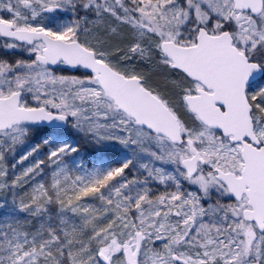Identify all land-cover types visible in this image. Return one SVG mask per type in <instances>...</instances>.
I'll return each mask as SVG.
<instances>
[{"label":"snow or ice","instance_id":"snow-or-ice-1","mask_svg":"<svg viewBox=\"0 0 264 264\" xmlns=\"http://www.w3.org/2000/svg\"><path fill=\"white\" fill-rule=\"evenodd\" d=\"M0 264H264V0H0Z\"/></svg>","mask_w":264,"mask_h":264}]
</instances>
